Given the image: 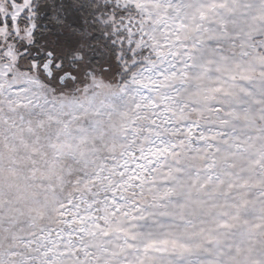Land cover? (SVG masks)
I'll return each mask as SVG.
<instances>
[{
    "label": "snow or ice",
    "instance_id": "snow-or-ice-1",
    "mask_svg": "<svg viewBox=\"0 0 264 264\" xmlns=\"http://www.w3.org/2000/svg\"><path fill=\"white\" fill-rule=\"evenodd\" d=\"M0 264H264V0H0Z\"/></svg>",
    "mask_w": 264,
    "mask_h": 264
}]
</instances>
